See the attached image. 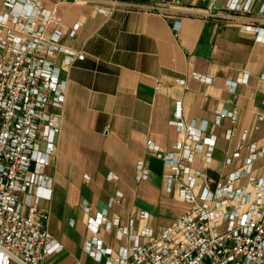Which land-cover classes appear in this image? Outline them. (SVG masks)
I'll return each instance as SVG.
<instances>
[{"label":"crops","instance_id":"crops-1","mask_svg":"<svg viewBox=\"0 0 264 264\" xmlns=\"http://www.w3.org/2000/svg\"><path fill=\"white\" fill-rule=\"evenodd\" d=\"M38 1L48 8L58 5L61 20L51 23L49 30L59 26L63 44L84 53L71 64L65 51L52 56L66 81V98L62 130L46 167L53 177L52 196L40 204L50 210L48 230L61 249L43 263L106 264L107 255L96 260L85 249L92 236L89 216L106 208L111 222L118 217L127 226L134 218L133 232L149 226L159 234L190 205L178 195L179 180L167 189L165 176L171 166L147 145L152 138L181 161H190L182 157L177 143L196 146L197 142L186 140L185 132L173 122L178 103L184 121L195 120L202 138L215 140L210 156L206 145L195 152L189 162L193 168L224 180L245 164L251 145L264 149V40L253 26L263 24L264 0H252L251 11L233 18L208 14L209 0H122L129 5ZM228 1L217 0L216 9L223 11ZM153 4L167 9H152ZM23 7L17 3L15 9ZM10 8L0 0V12ZM78 22L76 33L70 35ZM233 80L238 82L232 90ZM219 109H235L236 117L224 116L216 122ZM140 159L150 168V176L142 180L136 178ZM263 175L264 153L253 159L252 171L234 183L235 188L247 187L250 200L230 198L221 209L253 210L258 188L250 176ZM204 184L199 178L198 192ZM208 187L214 190L216 182ZM119 191L120 200L110 205ZM211 205L216 207V202ZM142 209L149 211L147 219L140 217ZM99 234L114 258L122 246L133 243L128 234L119 235L114 223L103 226ZM9 264L21 263L12 259Z\"/></svg>","mask_w":264,"mask_h":264},{"label":"built area","instance_id":"built-area-1","mask_svg":"<svg viewBox=\"0 0 264 264\" xmlns=\"http://www.w3.org/2000/svg\"><path fill=\"white\" fill-rule=\"evenodd\" d=\"M60 1L63 0L56 3ZM102 1L132 4L122 0ZM216 1L209 0L208 14L233 18L252 10V0H229L223 11L216 9ZM6 2L11 8L0 12V264H9L12 259L21 264H44L47 255L61 249L48 230L50 210L40 204L42 199L52 196L53 177L46 167L62 130L66 98V81L52 56L56 51H65L66 62L71 64L74 59L83 58L84 53L63 44V30L59 26L49 30L51 23L59 24L61 20L57 4L48 8L38 0ZM17 3H23L24 7L15 9ZM150 7L167 9L161 4ZM261 13L263 24L253 26L257 37L264 40V6ZM79 25L80 22L75 23L70 35L76 33ZM237 82L230 81V89ZM224 116L234 119L236 110L219 109L216 122ZM173 122L185 132L186 140L197 142L196 146L187 141L177 143L183 149V158L193 160L195 152L204 145L211 155L214 138L203 139L202 128L195 120L184 121L181 103L177 105ZM231 132L229 129L228 135ZM245 137L246 132L238 148ZM147 145L171 166L165 176L167 189H173L174 182L179 180L178 195L188 201L189 207L159 234H154L149 226L135 233L134 218L123 226L118 217L111 222L107 209H102L87 219L92 236L86 241L85 249L96 260L107 255L106 264H264V175L250 176L258 188L253 210L221 209L230 198L238 197L241 202L250 200L247 187L235 188L234 183L238 176L252 171L253 159L263 154L264 149L251 145V153L241 169L228 174L224 180H216L193 168L190 161H181L173 151L163 149L152 138L147 139ZM238 153L237 150L234 154ZM149 176L147 162L140 159L136 178L142 180ZM201 177L205 184L198 192L196 185ZM210 182H216L214 190L209 189ZM121 195L119 191L109 204L119 201ZM212 200L216 207L211 205ZM85 205L90 208L87 201ZM139 215L147 219L150 213L142 209ZM111 223L118 225L120 236L128 234L133 240L130 247L119 249L116 258L111 256L112 248L105 245L99 234L103 226L110 227Z\"/></svg>","mask_w":264,"mask_h":264}]
</instances>
